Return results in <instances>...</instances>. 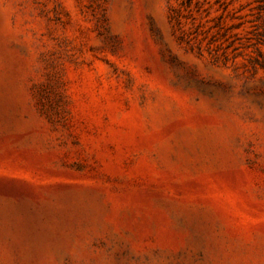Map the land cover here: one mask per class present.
I'll use <instances>...</instances> for the list:
<instances>
[{
  "label": "rangeland",
  "instance_id": "374dc122",
  "mask_svg": "<svg viewBox=\"0 0 264 264\" xmlns=\"http://www.w3.org/2000/svg\"><path fill=\"white\" fill-rule=\"evenodd\" d=\"M0 264H264V0H0Z\"/></svg>",
  "mask_w": 264,
  "mask_h": 264
}]
</instances>
